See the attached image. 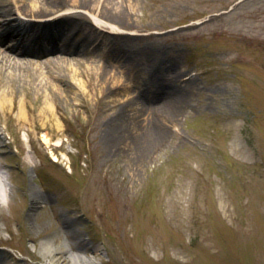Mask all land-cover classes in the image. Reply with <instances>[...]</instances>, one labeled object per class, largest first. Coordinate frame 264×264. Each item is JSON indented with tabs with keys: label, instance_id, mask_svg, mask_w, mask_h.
Returning <instances> with one entry per match:
<instances>
[{
	"label": "rangeland",
	"instance_id": "374dc122",
	"mask_svg": "<svg viewBox=\"0 0 264 264\" xmlns=\"http://www.w3.org/2000/svg\"><path fill=\"white\" fill-rule=\"evenodd\" d=\"M112 6L130 35L113 48L153 88L189 92L185 107L139 160L136 144L114 149L102 135L114 108L106 101L124 92L100 99L99 82L76 76L41 117L43 91L16 83V101L0 110V264H49L41 243L50 239L67 240L82 264H264V0ZM103 29L100 41L110 37ZM113 48L67 58L95 77Z\"/></svg>",
	"mask_w": 264,
	"mask_h": 264
},
{
	"label": "bare ground",
	"instance_id": "6f19581e",
	"mask_svg": "<svg viewBox=\"0 0 264 264\" xmlns=\"http://www.w3.org/2000/svg\"><path fill=\"white\" fill-rule=\"evenodd\" d=\"M7 2L11 6L19 5L21 16L33 18L35 21L30 22L31 29L24 28L26 35L21 37L19 45L11 43L14 40L11 35H0V110L6 109L16 101V83L23 88L27 83H32L36 96L43 91L46 105L41 111V117L53 115L56 106L51 100L54 95L52 91L61 92L64 91L61 86H64V89L73 86L76 76L85 78L86 84H90L94 79L99 82L96 92L100 99L103 98L105 90H108L110 96L121 92L126 94V98L106 101L114 103V108L103 125L102 135L109 140L113 148L126 150L127 146L136 144L141 153L137 157L139 160L145 159L157 149L167 133L173 129L177 115L185 107L190 93L176 90L166 82L159 83L155 90L140 89L137 84L145 78L130 71L129 63L126 65L123 56L114 52L101 53L104 62L94 74L95 77L82 68L85 62L75 60L71 63L67 58H73V54L78 57L87 53L92 55L98 49L109 47L110 43L98 39L101 32H106L103 29L106 27L110 28L107 33L111 43L123 45L127 42L130 35L124 34L121 28L115 25L123 22L126 17L120 8L117 9L118 12L113 10L115 0ZM6 18L7 13L0 8V25H6ZM65 27H71L69 34L63 33ZM80 31L84 32L82 38L85 41L79 39ZM118 61L121 63L117 67L115 63ZM123 75L134 82V85H127ZM155 100H161L156 107L151 105ZM19 104L18 119L26 123L25 99H21ZM34 191L35 202H38L43 198V193L36 186ZM41 252L49 264L84 262V258L69 246L67 240L59 243L53 239L45 240L41 243Z\"/></svg>",
	"mask_w": 264,
	"mask_h": 264
}]
</instances>
